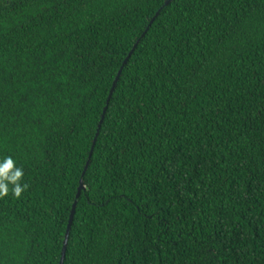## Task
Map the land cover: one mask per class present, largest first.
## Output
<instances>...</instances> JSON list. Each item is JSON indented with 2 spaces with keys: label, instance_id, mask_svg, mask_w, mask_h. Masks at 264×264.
<instances>
[{
  "label": "trees",
  "instance_id": "16d2710c",
  "mask_svg": "<svg viewBox=\"0 0 264 264\" xmlns=\"http://www.w3.org/2000/svg\"><path fill=\"white\" fill-rule=\"evenodd\" d=\"M168 1L0 4V264H61L81 182L64 264H264V0Z\"/></svg>",
  "mask_w": 264,
  "mask_h": 264
},
{
  "label": "clouds",
  "instance_id": "9594fccd",
  "mask_svg": "<svg viewBox=\"0 0 264 264\" xmlns=\"http://www.w3.org/2000/svg\"><path fill=\"white\" fill-rule=\"evenodd\" d=\"M24 170L19 167L11 156L0 158V200L10 195L16 199L28 189L24 182Z\"/></svg>",
  "mask_w": 264,
  "mask_h": 264
},
{
  "label": "water",
  "instance_id": "95a60500",
  "mask_svg": "<svg viewBox=\"0 0 264 264\" xmlns=\"http://www.w3.org/2000/svg\"><path fill=\"white\" fill-rule=\"evenodd\" d=\"M172 0H169L167 3H166V6L169 5L171 3ZM159 16V13H157V15L155 16V18L152 20L151 24L156 20V18ZM146 34V33H145ZM145 34L142 36V38H144ZM136 47L137 45L135 46V48L132 50V52L130 53V55L128 56V58L126 59V61L124 62L114 84H113V88L111 90V93H110V96H109V99H108V102H107V107L104 111V115H103V119L99 125V129H98V133L96 135V138L94 140V144H93V147H92V151H91V154H90V160L89 162L87 163V167L85 169V172L83 174V177L86 175L87 171H88V168H89V165H90V161H91V158L93 156V152H94V148H95V145H96V142L98 140V137H99V134H100V130L102 128V124L104 122V119H105V116H106V113H107V110H108V107H109V104L111 102V99L114 95V92H115V89L117 87V84L120 80V77L122 75V72L124 70V67L127 65L129 59L131 58V56L133 55L134 51L136 50ZM86 189V187L84 186V183L81 182V185H80V188H79V192H78V195H77V201L76 203L74 204V207H73V211L71 213V218H70V221H69V225H68V230H67V236H66V241H65V244H64V248H63V253H62V259H61V264H64L65 262V258H66V252H67V246H68V241H69V237H70V232H71V229H72V226H73V222H74V217H75V212H76V208H77V202L81 196V193Z\"/></svg>",
  "mask_w": 264,
  "mask_h": 264
},
{
  "label": "flooded vegetation",
  "instance_id": "af4514ba",
  "mask_svg": "<svg viewBox=\"0 0 264 264\" xmlns=\"http://www.w3.org/2000/svg\"><path fill=\"white\" fill-rule=\"evenodd\" d=\"M15 2L16 0H0V4L6 3V4H11V2Z\"/></svg>",
  "mask_w": 264,
  "mask_h": 264
}]
</instances>
